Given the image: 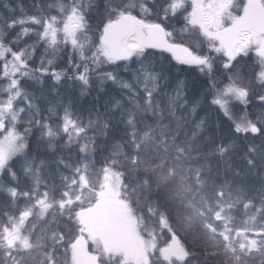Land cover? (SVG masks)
Listing matches in <instances>:
<instances>
[{"label": "snow or ice", "instance_id": "snow-or-ice-1", "mask_svg": "<svg viewBox=\"0 0 264 264\" xmlns=\"http://www.w3.org/2000/svg\"><path fill=\"white\" fill-rule=\"evenodd\" d=\"M0 264H264V0H0Z\"/></svg>", "mask_w": 264, "mask_h": 264}, {"label": "trees", "instance_id": "trees-1", "mask_svg": "<svg viewBox=\"0 0 264 264\" xmlns=\"http://www.w3.org/2000/svg\"><path fill=\"white\" fill-rule=\"evenodd\" d=\"M24 3L27 4L28 3V0H24Z\"/></svg>", "mask_w": 264, "mask_h": 264}]
</instances>
